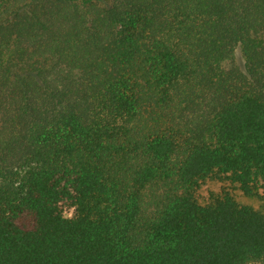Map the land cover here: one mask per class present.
Wrapping results in <instances>:
<instances>
[{"label":"trees","instance_id":"trees-1","mask_svg":"<svg viewBox=\"0 0 264 264\" xmlns=\"http://www.w3.org/2000/svg\"><path fill=\"white\" fill-rule=\"evenodd\" d=\"M206 181L264 195V0H0V264H264Z\"/></svg>","mask_w":264,"mask_h":264},{"label":"rangeland","instance_id":"rangeland-1","mask_svg":"<svg viewBox=\"0 0 264 264\" xmlns=\"http://www.w3.org/2000/svg\"><path fill=\"white\" fill-rule=\"evenodd\" d=\"M236 62L240 64V54L237 52ZM227 192L235 202L240 205L249 206L264 214V195L259 192L256 197H247L237 188L236 185L228 181H206L195 192L198 203L205 204L210 193L220 194Z\"/></svg>","mask_w":264,"mask_h":264}]
</instances>
